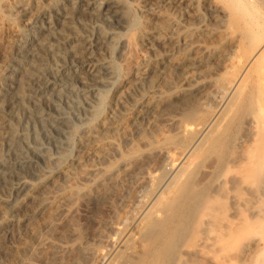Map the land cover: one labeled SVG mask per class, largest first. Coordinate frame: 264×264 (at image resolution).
Wrapping results in <instances>:
<instances>
[{"label": "bare ground", "instance_id": "obj_1", "mask_svg": "<svg viewBox=\"0 0 264 264\" xmlns=\"http://www.w3.org/2000/svg\"><path fill=\"white\" fill-rule=\"evenodd\" d=\"M46 1L56 24L40 22L46 13L40 0L4 6L0 0V38L10 36L0 57L12 61L0 78L8 87L0 94V141L13 152L12 159L0 160L10 183L0 207V264H28L26 255L33 250L44 259L69 256V264H96L93 247L108 246L113 236H119L117 251L102 264H264V0H167L171 5L138 32L150 57L117 86L102 57L117 33L83 38L77 23L87 17L120 22L127 18L125 3ZM156 2L138 0V6L154 10ZM199 5L213 12L216 24L228 17L230 30H182L173 15H187L191 22ZM202 35L215 37L221 50L201 43ZM53 37L60 42L52 45ZM181 48L190 55L177 58ZM210 60L217 70L231 60L241 70L224 87V109L205 121L198 111L212 88L206 74ZM111 84L106 114L78 135L73 167L66 163L38 183L13 180L14 169L26 162L24 145L35 118L51 136L45 124L58 119L53 98L66 90L80 104ZM130 94L133 99L117 115ZM165 127L175 134L169 136ZM119 156L125 159L118 164ZM45 157L53 160L50 153ZM82 167L86 171L77 175ZM60 177L66 184L57 185ZM49 185L57 190L48 192ZM78 203L94 206L95 214L106 209L111 219L101 218L85 245L54 243L53 236L81 238L74 222ZM25 223V232L9 245L10 229ZM121 225L128 235L115 234Z\"/></svg>", "mask_w": 264, "mask_h": 264}, {"label": "rangeland", "instance_id": "obj_2", "mask_svg": "<svg viewBox=\"0 0 264 264\" xmlns=\"http://www.w3.org/2000/svg\"><path fill=\"white\" fill-rule=\"evenodd\" d=\"M2 5L8 4L11 0H1ZM126 5V11H127V18L122 19L123 22H106V21H95L91 20L88 17L86 18V21H81L80 23H77V28L79 31V35L83 38L91 37L96 38L101 36V34H106L110 31H115L116 38L112 43L111 49H108L102 54V57L107 62V68L105 69L107 72L110 73L111 82H113L114 86H117L119 83L123 82L125 77L132 73V71L135 69V67L148 59L150 57V51L140 45L138 43V32L139 30L144 27L146 24L149 23L151 19L154 18V13L159 12L163 8H168L167 6H170L171 4L167 3V0H155L156 5L154 7V10H146L142 12L138 6V0H121ZM42 2V3H41ZM41 6L40 8H45V12L41 18L39 19L40 22H48L51 21L56 24V16L53 12L52 8L48 7V2L46 0H40ZM84 8V7H83ZM198 17L191 22L187 20L186 16L176 15L174 14V20H176V23L179 24L180 28L182 30H185L186 32H200L205 26L210 27H216L219 33H225L230 30V21L227 19H223L220 24H216L214 21H212V14L213 12L202 5H199L196 9ZM36 8L32 10V13H36ZM25 17H21L17 21L19 27H24L25 24ZM83 20V19H82ZM116 21V20H115ZM229 21V25H228ZM58 23V21H57ZM118 23H120L118 25ZM122 24V25H121ZM166 24V23H165ZM164 31H167V28L164 29ZM1 37V35H0ZM197 38V37H196ZM10 39V36L3 35L2 38H0V48L1 46L6 44V41ZM215 37L208 35H202L201 37H198V40L201 41V43L208 45L212 47V49L221 50V46H219L216 41ZM51 44H57L59 43V39L57 37H53L50 40ZM190 55L189 49L181 48L179 51H177L176 56L177 58L181 59L184 57H187ZM13 56V55H12ZM11 56V57H12ZM264 58V56H263ZM236 60L235 58H233ZM264 61V60H263ZM215 61L210 60L208 62V70L207 77L212 82V88H210L208 96L202 101L201 106L199 107V117L202 120H210L213 118L217 113L222 111L226 105V102L228 100V94L227 89L224 90V87L226 88V84H228L229 81L236 78L241 70V64L240 66H237L236 61H232L229 63V67L226 69H219L217 70V65H215ZM12 65V61L9 59L3 60L0 57V78L3 76L7 71L8 68ZM5 84H3L0 80V94L6 92ZM28 94H31L32 91L30 89V92H27ZM112 94V84L107 86H104L100 89L99 95L96 98H87L84 102L78 104L74 101L72 96L69 94L68 91H64L63 95L56 96L53 98L54 103V116L58 119L55 120L51 124H45L49 130L50 133L48 135H51L50 137H46L43 128H46L42 122L39 121L37 118H35L37 121L36 123H33L30 125L28 129V140L26 141V144L24 145V149L28 152L24 157V160H26L25 163L20 164L17 166L14 170L17 173V176H15L16 179H13L14 181H21V182H40L42 180H46V177H49L50 173L58 169L59 167L64 166L66 163H71V167L74 166L73 161L77 156V149H78V138L79 134L82 133L86 128L94 126L98 119L106 114L107 111V101L109 97ZM71 96V97H70ZM16 98V97H14ZM133 99V96L130 94L129 96L125 97L123 102L118 106V112L117 115L120 113V108H122L125 104H128ZM90 100V101H89ZM27 101V100H26ZM89 101V102H88ZM31 101L29 100L27 104H30ZM80 106V107H78ZM165 130L167 131V134L169 136H173L175 133L172 131L169 127H165ZM245 131V130H244ZM241 134V133H240ZM48 138V139H47ZM70 143V144H69ZM121 147L125 148V141L121 140ZM35 149V151H34ZM33 151V152H32ZM45 153H50L53 156V160L49 162L46 157ZM13 152L12 149L9 147V144L7 141L2 140L0 141V160H3L4 158L12 159ZM28 155V156H27ZM44 155V156H43ZM4 158H3V157ZM3 158V159H2ZM32 160L33 162H27L28 160ZM125 158L122 156L116 157L117 163H122V161ZM37 160V161H36ZM38 162V163H37ZM76 168H73V170ZM86 167H82L77 170L76 174L80 175L81 173L86 171ZM0 207L2 199L5 195H7L9 190V177L7 179L4 178L2 174V164L0 163ZM53 175V174H51ZM3 177V179H2ZM56 178V177H55ZM3 180V181H2ZM8 182V183H7ZM65 178H58L56 183L58 186L66 184ZM48 188H45L48 192H52L57 190L56 185H49ZM80 188H84L85 185L79 184ZM121 193V191H119ZM95 207L92 205H85L82 203H78L76 206V211L74 213V222H75V229L76 234L80 235V239L76 241V239H70L69 237L66 240H63L62 238L58 236H53L52 241L56 244H65V245H73L78 243H81L82 245H85L92 240L93 236L97 229L98 221L102 218H105L103 220L109 221L111 218L110 212L108 210H102L98 213L94 209ZM99 215H98V214ZM109 214V215H108ZM97 215V217H96ZM100 217V218H99ZM26 229V223L22 224L20 226L12 227L10 230L15 235L13 237H10L9 239V245L14 243V241L18 238V235H21L25 232ZM3 224L2 219L0 215V235L3 232ZM117 231L122 233L123 235H128V232H126V229H124V226H117ZM115 233L116 235H122L121 233ZM127 233V234H125ZM57 235V234H53ZM72 235V234H69ZM110 235V234H109ZM114 235V233L112 234ZM68 236V235H67ZM88 239L87 242H85ZM91 239V240H90ZM18 240V239H17ZM16 240V241H17ZM15 241V242H16ZM117 241V242H115ZM119 241V236L117 239H114V236L111 238L110 243L114 244L111 245L107 243L108 246L105 247V244L95 245V253L98 257L97 260L101 263L105 262L108 258H111L110 256L114 255L117 251V243ZM85 243V244H84ZM111 245V246H109ZM97 246V247H96ZM115 248H114V247ZM114 249H113V248ZM98 248V249H96ZM112 248V249H111ZM115 251V253H114ZM105 253V254H104ZM111 253V254H110ZM108 254V255H107ZM7 254H5L6 257ZM100 255V256H99ZM110 255V256H109ZM1 256L4 257V252H1ZM102 256V257H101ZM105 258H104V257ZM101 258V259H100ZM26 260L28 264H69L71 258L68 256H64L63 258H59L57 260H51V259H44L38 250H33L26 255ZM96 260V261H97ZM105 260V261H104ZM96 264H100V263ZM102 264V263H101Z\"/></svg>", "mask_w": 264, "mask_h": 264}]
</instances>
